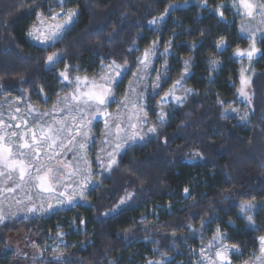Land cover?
Here are the masks:
<instances>
[{"label": "trees", "instance_id": "obj_1", "mask_svg": "<svg viewBox=\"0 0 264 264\" xmlns=\"http://www.w3.org/2000/svg\"><path fill=\"white\" fill-rule=\"evenodd\" d=\"M62 9L77 12L73 24L54 46L34 43L38 13ZM242 13L233 0H0V100L18 96L46 112L68 91L58 75L66 65L70 78L90 79L113 60L127 61L118 96L153 42L155 65L168 68L161 93L177 80L176 96L190 90L182 104L159 102L149 121L156 132L121 149L111 169L94 172L84 196L44 216L0 222V264H200L218 228L238 250V264L254 263L264 236V31L251 61L238 56L251 45ZM53 53L62 54L54 68L46 63ZM245 66L253 91L251 104L241 101L248 123L232 111Z\"/></svg>", "mask_w": 264, "mask_h": 264}, {"label": "snow or ice", "instance_id": "obj_2", "mask_svg": "<svg viewBox=\"0 0 264 264\" xmlns=\"http://www.w3.org/2000/svg\"><path fill=\"white\" fill-rule=\"evenodd\" d=\"M175 7V5H170L165 10V14H162L159 19H153L150 23L156 24L159 20H163L165 15L169 14L170 10ZM233 7L238 12L242 10L243 15L249 18L259 14L262 17L261 23H264V2H261V0H233ZM217 12L223 17V11L220 8H217ZM76 15L77 12L75 10L67 11L64 14V22L62 24L56 23L47 26V34H45L42 27H35V32L40 34L36 35L35 38L40 39L43 36V42H50L51 46H54L62 32L66 30L65 26L70 25ZM58 18H60V13L49 17L52 21ZM38 20H40L41 25L44 24L42 14L38 13ZM244 30L242 28V31ZM248 30L251 31V29ZM29 35H34V33L30 32ZM250 38L252 43L249 49L246 51L238 49L236 53L241 57L246 56L249 61L260 51L256 47L254 33ZM220 43L222 44L223 41L221 40ZM157 51L156 43L153 42L151 47L145 49L142 57L137 59V72L133 73L135 80L129 82V93H126L124 99L119 102L121 108L127 109V112L122 113L118 110L113 115L107 111L109 104L116 102L114 99V86L119 83V78L127 68V61L121 64L115 60L106 66L102 65L104 74L92 79L79 75L70 78L68 66H65V70L58 75L68 85H75V87L69 95L63 97V108L54 106L53 111L66 113V115L55 116L47 111L32 115L35 110L30 107L28 116H31L33 121L30 125L27 116L19 115L21 110L18 107L14 109L15 114L9 115L8 123H5L3 113L0 112V184L5 185L0 191L13 193L18 188L23 189L27 185H32L42 192L52 193L57 191V186L70 187V185L63 184L61 176H72L75 173L81 174L84 180L87 181L90 173L87 169L86 157H80L85 160L84 171L77 165L74 173L67 174L63 173L61 168L52 167L48 163H43L42 160L46 158L48 161L56 160L57 163H62L64 162L63 158L70 152L74 154V159H76L75 153L85 151L89 141H94L90 134L93 121L98 118H104L106 138L102 141L105 147L101 148V152L104 155H98L97 161L100 167L105 170L111 169L117 163L116 156L126 145L135 143L137 140L144 141L148 133H155V126L148 127L145 131L144 126L148 123V118L147 113L144 111V105L140 103L145 89L141 88L138 90L137 86L142 85L144 80L154 71L156 72V80L152 81L149 86L153 92H156L161 87L160 80L166 74L168 68L165 64L164 72H161L152 66L149 58L154 56ZM167 52L168 48L165 47V51L161 55H165ZM61 59L62 54L53 53L47 56L46 63L54 68ZM184 63L186 66L185 70H187L189 62L185 61ZM212 63L215 64L216 61ZM245 83L246 80L242 70L241 88L238 89L241 96L246 95L244 91ZM177 86L182 87L180 80L175 81L171 90L161 98V104L167 102L169 97L175 100L177 104L184 102L190 90L185 89L184 97L176 96ZM130 93L136 94L135 99L131 98ZM156 94L158 95L159 93L156 92ZM142 112L144 113L143 115L140 114ZM49 117L51 118L49 119ZM164 117L165 113L161 111L158 116L160 123L164 122ZM122 124L124 125L123 127ZM196 155L198 156L199 153H196ZM8 181H11V186H7ZM188 191L186 188L185 192L187 193ZM65 195L68 197L67 202L71 203L75 193L60 191L58 193L59 204L65 203L64 199H60L65 197ZM126 198H131V194H126ZM124 202L125 199H121L120 203L123 204ZM16 203L19 204L21 201L17 200ZM52 207V204H48L47 208L43 204L39 207L33 204L22 209V211L27 213L46 212L51 210ZM251 208L252 205L250 203L241 205V210L244 212L249 211ZM3 219L4 210L0 208V222ZM247 219L250 222L252 221L251 216H248ZM81 223H84V221H81ZM223 239L224 237L218 228L216 235L213 237L216 243L209 244L210 250L215 249L214 255H205V250L201 249V256L207 260V264H231L228 256L230 249L227 244L222 243ZM258 239L260 241L259 255L253 254L254 261L255 264H264V236H260ZM232 247L235 248V246ZM149 264H152V262H149ZM200 264H204V260H201Z\"/></svg>", "mask_w": 264, "mask_h": 264}, {"label": "rangeland", "instance_id": "obj_3", "mask_svg": "<svg viewBox=\"0 0 264 264\" xmlns=\"http://www.w3.org/2000/svg\"><path fill=\"white\" fill-rule=\"evenodd\" d=\"M69 10L70 9H62V10H53V11H49L47 13H42V19L44 20V24L41 25L40 20H38L32 26V28L30 29V32H33L34 35H29L30 39L34 43H37V44L42 45V46L50 45L51 44L50 42H48V43L43 42V40H44L43 36H41L40 39L35 38L36 35H40L39 33L35 32V27H42L45 34H47V26L52 25V24H56V23L62 24L64 22V19H63L64 14ZM56 13H60V18H58L55 21H52L51 19H49L50 16H52ZM244 17L245 18H244V21L242 22V24L240 26V30H241L242 34H244L245 36H248L249 38L252 37V34L254 33V39H255V42L257 44V41L263 35V31H264V23H261L262 17L259 14L254 15V17H252V18L246 17L245 15H244ZM75 19H76V16L73 18V22ZM73 22L70 25L65 26L66 30L73 24ZM242 28L245 30L242 31ZM248 29H251V31H249ZM65 31H63L62 34ZM62 34H61V36H62ZM250 41L252 43L251 38H250ZM149 59L151 60L152 66L155 69H158L161 72H164L165 67H164L163 63H160L157 66L155 65L156 60H157L156 54L154 56H151ZM247 63H249V62L247 61ZM242 70L244 73V78L246 80V83L244 85V91H245L246 95L241 97L242 100H240L238 102V104L235 106V108H233L232 111H233L234 116L239 117V119H241L242 122L248 123L249 122V120H248L249 111L245 110L243 108L242 102L244 101L247 104H251L252 97H253V91H252V86H251V75H250L248 68H246V66H245ZM136 72H137V68L134 71V73H136ZM124 73H125V71H124ZM103 74L104 73L101 72L99 75H103ZM98 76H95V77H98ZM90 79H92V78H90ZM164 79H166V74L164 76H162V78L160 80L161 86H162ZM134 80H135V77H134V75H132L123 84V88L121 90L122 93L118 96H114V99L116 102H114L113 105L109 104V106H108L107 111L109 113H112L113 115H115L118 110L122 113L128 111L127 109L121 108L119 102L124 99L126 93H129V82L134 81ZM155 80H156V72L153 71V72H151V75L144 80V83L142 85L137 86L138 90L141 88L145 89L144 96L140 100V103H142L144 105V111L147 113V118H148V123L144 126L145 131L147 130L148 127H151L149 125V121H150V118L152 117V113L156 109V106L158 105V103L161 101V98L164 96V93H161V87L156 90V92L159 93L157 95L156 92H153L152 88L149 86L150 83L152 81H155ZM64 82H65V84L68 85V83L66 81H64ZM68 87L70 89L68 88L67 92L62 93L57 98L56 102L48 109L47 112H51L52 115H55V116L66 115V113H59L58 111H53V109H54V106H57V108H63V106H64L63 105V97L66 95H69L72 92L75 85H73V86L68 85ZM240 88H241V83H240L239 89ZM135 95H136L135 93H130V96L132 99H135ZM169 100H170V98H168V101ZM17 107L20 108V110H21L19 115L27 116L28 122L31 125L33 123V121H32L31 116H28L29 108L31 106L27 105L26 102L21 97H18V96H15L12 98L7 97V98H3L0 100V112L3 113V119H4L5 123L9 122V115L15 114L14 109ZM31 108L34 109L33 107H31ZM161 111H163L164 113H167L166 110H164V109H162ZM35 113H36V110H35V112L32 113V115H34ZM140 114L143 115L144 113L142 112ZM50 118L51 117H49V119ZM123 126L124 125L122 124V127ZM9 131H11V130H9ZM105 131L106 130H105L104 118H98L95 121H93L92 131L90 134L91 137L94 138V141L93 140L89 141L88 147L86 148L85 151L76 152L75 153L76 159H74V154L70 152L67 154L66 157L63 158L64 162H62V163H57L56 160L48 161L46 158H43V160H42L43 163H48L52 167L61 168L62 172L67 174V173H74V169L77 165H79L80 169L82 171H84L85 170V160L81 159L80 157H86L87 169L89 170V173H90L88 175L87 181H85L83 176L79 173H75L72 176H68V175H62L61 176L63 184L64 185H70V187H67V192H69V193L74 192L75 193L74 196H84L86 194L88 188L90 187L92 181H93L91 176H93L95 174L94 172H100V170L102 171V169H103L100 167V165L97 161V156L98 155L99 156L104 155V153L101 152V148L105 147L102 144V141L106 138L105 137ZM126 146H128V145H126ZM92 155H94V156H92ZM95 162L98 164L97 167L94 165ZM7 186H11V181H8ZM4 187H5V185L0 184V189H3ZM63 189H64V187L57 186L56 192L48 193V192H42L38 188H36L32 185H27L23 189H19V188L16 189L15 192H13V193H8L6 191H0V208H3V210H4V219L3 220H6V219L14 217V216H23V217H28V218L44 216V215H46L49 212H52L54 210L67 207L69 204L67 202V195H65V197L60 198V199L65 200L64 204L58 203V193L60 191H63ZM81 192L83 193L82 195H81ZM17 200H20L21 203L17 204L16 203ZM33 204L37 207H39L40 205L43 204L45 206V208H47L48 204H52L53 207L51 210H48L46 212L27 213L25 211H22V209L26 208L27 206L33 205ZM21 240L20 241L18 240L16 245L18 247L26 250L25 249V241H21ZM210 243H216V241L213 240ZM222 243L227 244L229 246L230 251L228 253V256L230 257L231 264H238V261L236 260L237 257L234 256V255H239L238 250L236 248H233L231 245H229L224 240L222 241ZM203 249L205 250V255H208V254L214 255L215 249L213 248L210 250L209 244L207 246H205V248H203ZM257 255H259V252ZM202 258L204 260V264H207V260L204 259V257H202ZM253 264H255V261Z\"/></svg>", "mask_w": 264, "mask_h": 264}]
</instances>
